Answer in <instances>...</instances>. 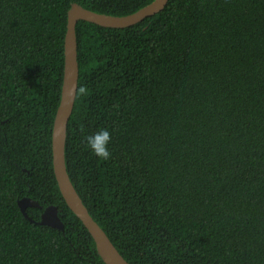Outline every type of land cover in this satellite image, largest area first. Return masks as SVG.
<instances>
[{
  "label": "trees",
  "instance_id": "16d2710c",
  "mask_svg": "<svg viewBox=\"0 0 264 264\" xmlns=\"http://www.w3.org/2000/svg\"><path fill=\"white\" fill-rule=\"evenodd\" d=\"M152 1L0 0V264H106L52 166L67 11L120 16ZM75 33L66 170L120 254L264 264V0H167L131 26L79 20ZM102 128L107 160L84 138ZM23 197L39 204L33 220ZM49 205L62 230L37 222Z\"/></svg>",
  "mask_w": 264,
  "mask_h": 264
},
{
  "label": "water",
  "instance_id": "95a60500",
  "mask_svg": "<svg viewBox=\"0 0 264 264\" xmlns=\"http://www.w3.org/2000/svg\"><path fill=\"white\" fill-rule=\"evenodd\" d=\"M167 0H153L148 5L126 15L98 13L73 3L67 11L66 32L64 36V67L61 85V96L55 112L52 136V166L59 191L68 208L81 220L94 239L96 250L106 264H130L117 250L105 231L89 214L80 196L76 192L66 170L64 150L67 122L72 112L78 80L77 42L75 26L79 20H85L100 26L123 28L131 26L159 12ZM22 214L33 220L26 212L27 206H38L37 201L23 197L18 200ZM58 229H63V222L58 216L55 205L46 206L37 221Z\"/></svg>",
  "mask_w": 264,
  "mask_h": 264
},
{
  "label": "clouds",
  "instance_id": "9594fccd",
  "mask_svg": "<svg viewBox=\"0 0 264 264\" xmlns=\"http://www.w3.org/2000/svg\"><path fill=\"white\" fill-rule=\"evenodd\" d=\"M80 92H85V88L81 87ZM84 138L87 146L96 156L101 157L104 160L110 158L111 152L109 150V143L112 139V135L107 128H102L91 135H86Z\"/></svg>",
  "mask_w": 264,
  "mask_h": 264
}]
</instances>
